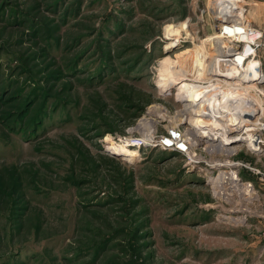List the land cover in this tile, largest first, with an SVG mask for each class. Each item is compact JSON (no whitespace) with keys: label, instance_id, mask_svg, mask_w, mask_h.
<instances>
[{"label":"rangeland","instance_id":"rangeland-1","mask_svg":"<svg viewBox=\"0 0 264 264\" xmlns=\"http://www.w3.org/2000/svg\"><path fill=\"white\" fill-rule=\"evenodd\" d=\"M221 3L260 33L262 92L240 87L264 111V0H0V264L253 261L252 243L264 242V186L243 170L252 190L217 195L204 178L233 161L264 174L263 153L198 144L190 162L159 147L128 158L109 148L168 134L183 107L163 91V71L190 79L193 64L181 62L189 42L164 49L165 31L188 24L204 41L217 34L209 7Z\"/></svg>","mask_w":264,"mask_h":264},{"label":"bare ground","instance_id":"bare-ground-1","mask_svg":"<svg viewBox=\"0 0 264 264\" xmlns=\"http://www.w3.org/2000/svg\"><path fill=\"white\" fill-rule=\"evenodd\" d=\"M209 8L212 9V15L217 19V29L215 30L217 34H213L208 39L200 41L201 39L192 35L190 32L191 28L188 24H183L178 27L171 26L165 31V37L168 43L164 49L173 50L182 42H189L191 44V51L183 57L181 62L192 60L193 65L188 69L193 77L190 79L183 78L177 81V78L176 80L170 77L171 73L169 72V68H165L161 80L165 88L163 91H168L169 89L174 91V95L181 100L183 107L174 114L173 118L169 117V125L179 129L178 122L181 123L182 121V123L185 122L186 127H183L180 131H174L173 128L168 127L169 130H172L168 132V136H159L158 138L156 136H150L149 139H146L148 141L144 140L146 143L138 140L132 146L114 144L109 147L114 154H120L124 158L133 157L138 153L139 148L152 145L154 142L160 146L167 144L171 146L174 143L179 144V142L186 145V141L191 143L189 146H193L192 148H194L197 142L196 139L191 137L192 133L197 138H204L200 131L197 132V128L203 129V120H212L211 116H214V113H216L211 112L207 107L206 103L210 99L214 107L223 112L241 102H245L246 105L255 106L254 100L246 99V94L242 92L243 87H240V82H247L253 78L255 80L263 79L262 73L256 71V69L260 68L259 63L251 59V56L255 53L254 47L256 46V39L258 41L260 36L257 37V31L249 29L244 11L238 10L236 5L226 3L217 6L216 9ZM174 65L177 68L178 65L176 63ZM218 77L224 78L230 87L218 90V83L221 82L220 80L218 81ZM216 81L218 83H215ZM245 88H249V86L247 85ZM216 89L217 93H214ZM153 108L155 111L150 112L151 114L149 116L150 121L153 122L152 125L156 122H161V117L156 113L157 108ZM243 113H245V110L238 108L234 115L235 119L240 118ZM191 120L192 122L195 120V126ZM211 123L214 125L213 120ZM152 127H155V125ZM244 141H247V139L244 138ZM248 143L249 145L252 144L250 141ZM228 146H231V144ZM194 155V150L187 154L191 158L189 160L190 162L196 161ZM220 166L215 172L204 178L205 183L212 184L215 188H218V190H215L217 195H224L231 192L233 189L232 186L251 188L252 184L249 181H243L233 165L225 164ZM222 217L226 221L235 222L237 220L235 217L229 215H222Z\"/></svg>","mask_w":264,"mask_h":264},{"label":"built area","instance_id":"built-area-1","mask_svg":"<svg viewBox=\"0 0 264 264\" xmlns=\"http://www.w3.org/2000/svg\"><path fill=\"white\" fill-rule=\"evenodd\" d=\"M255 31V30H254ZM260 36V33L257 32V37ZM261 38V36H260ZM255 53H256V46L254 47ZM255 53L253 56H251V59L257 61L258 60L254 59ZM260 65V64H259ZM256 71H259L261 73L260 68L256 69ZM262 75V74H261ZM221 78V77H219ZM258 78V77H256ZM225 80L224 78H222ZM255 79V78H253ZM251 79V80H253ZM230 80V79H229ZM248 80V81H251ZM262 82L263 80L260 79ZM247 81V82H248ZM247 82H240V83H247ZM214 83V82H213ZM215 83H218L216 81ZM220 83V82H219ZM218 83V85H219ZM252 85H257L254 90V92H259L261 94V89L259 87L260 84H258L256 81L252 82ZM247 86V85H246ZM249 87L251 85H248ZM222 87V86H221ZM221 87L218 88V90H221ZM214 93H217V89L215 90ZM246 94V99L249 98L252 100L251 96H248L246 92H243ZM207 97V96H206ZM209 104H207L208 109L214 113V116H211V119L213 120L214 125L211 123L212 120L208 121L207 119L203 120V129L197 128V132L200 131V133L203 135L204 138H197L195 135L192 133V138L196 139V146L198 144H203V147L206 149H218V150H225V151H233L236 152L240 148H247L250 150H254V153L260 152L264 154V111L261 109L258 110L257 108L253 107L252 105H246L244 103L236 104L234 106H231L225 112L219 111L216 107H214L213 102L208 101ZM241 104H243L245 108V113H243L240 118L235 119V112H237L238 108H241ZM255 105V104H254ZM254 108V109H253ZM262 112L263 116L260 118L262 120V123L260 126L257 125V119L258 121L260 120L259 117H256V113ZM260 112V113H261ZM205 124V125H204ZM173 130H179L176 129L177 127H172ZM172 131V130H170ZM193 132V131H192ZM165 136H168L166 134ZM244 138L247 139V141H244ZM170 139V138H169ZM249 139V140H248ZM141 140L143 141V138L140 139H126L124 138L123 140L119 139L118 143L122 144V146H132L135 141ZM248 141L252 143L249 145ZM247 142V143H246ZM141 143V142H140ZM143 143H146L143 141ZM186 145L183 143L179 142V144H173L171 146L167 145H159L156 142H154L152 145H146L143 148L146 147H157L159 145V148L164 150V151H172L180 156H187L188 153H191L192 150L196 148H192L193 146H189V142H186ZM231 144V146H228ZM248 144V145H247ZM254 145V146H252ZM142 149V148H139ZM138 149V150H139ZM230 161V160H229ZM228 164L233 165L237 171V173H240L243 170H249L252 172V174L255 176V183H257L261 186H264V174L260 172L257 169L249 168V164L243 163L240 161H233L229 162ZM251 190L253 189V185L250 188Z\"/></svg>","mask_w":264,"mask_h":264},{"label":"crops","instance_id":"crops-1","mask_svg":"<svg viewBox=\"0 0 264 264\" xmlns=\"http://www.w3.org/2000/svg\"><path fill=\"white\" fill-rule=\"evenodd\" d=\"M259 241L260 240L255 241L254 243H252L253 246L251 247V251L253 249V251L256 252L257 255L258 254H260V255L257 257V255L255 256V254H254V256L252 257L253 261H251L249 264H258V263L264 264V242H263V244L260 245ZM259 260L261 262H259Z\"/></svg>","mask_w":264,"mask_h":264},{"label":"water","instance_id":"water-1","mask_svg":"<svg viewBox=\"0 0 264 264\" xmlns=\"http://www.w3.org/2000/svg\"><path fill=\"white\" fill-rule=\"evenodd\" d=\"M254 81H256L258 84H261V83H262L261 80H255V79H253V80H251V81H248V82H251V83H252V82H254ZM248 82H247V83H248ZM252 151H254V150H252Z\"/></svg>","mask_w":264,"mask_h":264},{"label":"trees","instance_id":"trees-1","mask_svg":"<svg viewBox=\"0 0 264 264\" xmlns=\"http://www.w3.org/2000/svg\"><path fill=\"white\" fill-rule=\"evenodd\" d=\"M161 84H162V82H161ZM162 86H163V84H162Z\"/></svg>","mask_w":264,"mask_h":264}]
</instances>
